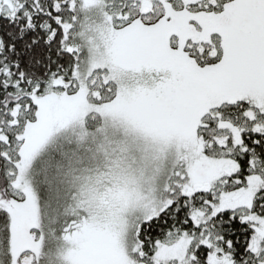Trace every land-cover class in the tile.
<instances>
[{
    "label": "snow or ice",
    "instance_id": "1",
    "mask_svg": "<svg viewBox=\"0 0 264 264\" xmlns=\"http://www.w3.org/2000/svg\"><path fill=\"white\" fill-rule=\"evenodd\" d=\"M0 264H264V0H0Z\"/></svg>",
    "mask_w": 264,
    "mask_h": 264
}]
</instances>
